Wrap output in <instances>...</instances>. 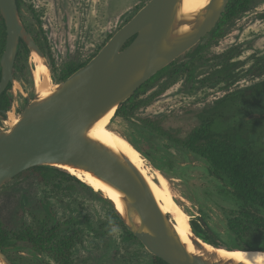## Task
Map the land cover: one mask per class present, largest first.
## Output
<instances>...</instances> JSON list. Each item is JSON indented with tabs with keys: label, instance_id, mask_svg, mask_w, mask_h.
Here are the masks:
<instances>
[{
	"label": "rangeland",
	"instance_id": "1",
	"mask_svg": "<svg viewBox=\"0 0 264 264\" xmlns=\"http://www.w3.org/2000/svg\"><path fill=\"white\" fill-rule=\"evenodd\" d=\"M147 1L21 0L20 18L32 37H39L50 82L58 83L64 64L90 60ZM36 58L29 51L13 69L14 82L9 89L12 104L0 118L4 129L27 99L39 92L32 76ZM259 60L264 61V0H252L247 11L221 23L151 80L137 96L142 104L130 117L116 109L108 126L147 153L140 152L149 168L167 177L175 203L189 216V229L194 233L190 221L200 218L199 224L206 223L217 246L242 247L264 237L256 231L230 229L228 220L238 214L239 201L226 182L210 173L206 159L175 140L189 134L200 116L225 94L248 90L264 81V71L250 72ZM232 113V109H225V116ZM23 196L24 209L20 205ZM44 204L60 235L75 231L80 237L68 252L73 264H156L154 255L137 238L127 237L114 221L112 204L100 193L64 180L45 184L34 173L0 186V220L5 227L16 229L24 221L36 227L34 216L43 215ZM261 213L264 216V208ZM72 218L81 222L65 223ZM10 255L22 256L24 264H58L51 251L21 247Z\"/></svg>",
	"mask_w": 264,
	"mask_h": 264
},
{
	"label": "water",
	"instance_id": "2",
	"mask_svg": "<svg viewBox=\"0 0 264 264\" xmlns=\"http://www.w3.org/2000/svg\"><path fill=\"white\" fill-rule=\"evenodd\" d=\"M228 1L209 0L188 17L179 14L182 0H148L83 66L55 83L46 96L39 90L33 99L28 98L9 128L0 124V186L38 165L69 173L68 168L85 171L121 195L122 211L102 190L76 176L112 204L125 228L154 256L169 264H244L207 250L191 230L199 253L188 251L140 170L124 154L88 135L99 119L208 34ZM0 15L6 32L0 56L1 94L14 82L20 40L49 69L44 53L21 21L17 1L0 0ZM6 113L0 109V118ZM0 264L14 263L0 250Z\"/></svg>",
	"mask_w": 264,
	"mask_h": 264
},
{
	"label": "trees",
	"instance_id": "3",
	"mask_svg": "<svg viewBox=\"0 0 264 264\" xmlns=\"http://www.w3.org/2000/svg\"><path fill=\"white\" fill-rule=\"evenodd\" d=\"M16 1L21 13V0ZM251 1L229 0L221 18L210 32H215L221 23L231 21L247 11ZM26 29L28 30L27 27ZM5 34V25L0 15V56L5 45ZM34 39L42 49L39 37L34 36ZM28 52L27 46L20 40L13 65L14 70L20 66L22 60L27 57ZM86 62H68L64 64L59 81L64 80ZM167 67L168 65L142 84L130 98L117 108V113L124 117H130L142 104V100L137 97L139 93ZM263 71L264 61L260 60L250 69L253 74H260ZM11 85L8 84L0 94L1 110L8 111L11 107L12 97L9 94ZM225 109L229 111L232 109L231 117L225 116ZM175 141L187 150L206 159L210 164V173L226 182L239 201L238 214L228 220L230 229L246 233L256 231L264 237V216L261 213V209L264 208V81L251 86L248 90H235L219 98L213 107L200 116L199 124L189 134L183 139ZM138 150L144 156H147L145 151ZM29 173L36 174L45 184L55 185L58 180H64L77 183L94 193H99L75 175L56 166H33L21 171L15 177ZM25 197L23 196L20 202L22 209L25 208ZM40 214L43 215L40 217L34 216L37 222L36 227L24 221L16 229L8 228L0 220V250L16 264H24L22 256H11L10 253L12 250L21 247H29L36 251H51L56 255L58 264H73L68 252L75 242L80 239L79 235L75 231L68 235H60L58 224L51 220V213L47 204H44L41 208ZM111 215L114 221L123 227L127 237L136 238L132 232L125 228L113 207L111 208ZM198 221H201V219L190 221L194 233L204 241L217 246L206 223L202 221V225H200ZM80 222L81 220L73 218L65 221L66 224L70 225ZM255 226H257L256 229H254ZM226 248L264 250V239L261 242L247 243L242 247L226 246ZM154 259L156 264H169L157 256H154Z\"/></svg>",
	"mask_w": 264,
	"mask_h": 264
},
{
	"label": "bare ground",
	"instance_id": "4",
	"mask_svg": "<svg viewBox=\"0 0 264 264\" xmlns=\"http://www.w3.org/2000/svg\"><path fill=\"white\" fill-rule=\"evenodd\" d=\"M208 1L209 0H182L179 14L190 17L201 7L205 6ZM186 28L187 26L183 27V29ZM35 63V68L32 70L34 85L37 90L39 89L42 91L41 96H46L52 89L55 88V83L50 82L47 68L43 62L36 58ZM113 113L114 108L90 128L88 135L110 147L115 152L124 154L140 170L149 183V186L162 211L170 214L175 231L179 235L182 243L186 246L188 251L199 253L192 242L193 234L189 229V216L175 203L176 200L174 201L173 193L167 177L160 171L149 168L146 165V158L140 153V151L133 146L127 138L108 127ZM16 120L17 118L15 117L13 122H16ZM68 170L75 176L84 180L86 183L92 185L95 189L102 190L106 196L113 200L118 210H123V203L120 199L121 195L117 191L107 186L88 172L73 168H68ZM198 241L201 242L207 250L216 252L221 258L232 259L235 262H241L244 264H264L263 251L256 249H227L224 246H214L203 242L204 240L200 239V237Z\"/></svg>",
	"mask_w": 264,
	"mask_h": 264
},
{
	"label": "flooded vegetation",
	"instance_id": "5",
	"mask_svg": "<svg viewBox=\"0 0 264 264\" xmlns=\"http://www.w3.org/2000/svg\"><path fill=\"white\" fill-rule=\"evenodd\" d=\"M29 32V31H28ZM14 263V262H13ZM14 264H16V263H14Z\"/></svg>",
	"mask_w": 264,
	"mask_h": 264
},
{
	"label": "built area",
	"instance_id": "6",
	"mask_svg": "<svg viewBox=\"0 0 264 264\" xmlns=\"http://www.w3.org/2000/svg\"><path fill=\"white\" fill-rule=\"evenodd\" d=\"M16 111V110H15Z\"/></svg>",
	"mask_w": 264,
	"mask_h": 264
}]
</instances>
